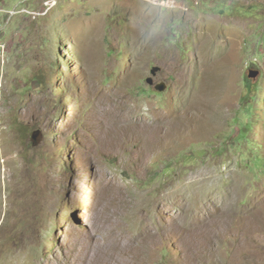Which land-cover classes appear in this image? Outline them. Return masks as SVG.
Wrapping results in <instances>:
<instances>
[{
  "label": "rangeland",
  "instance_id": "rangeland-1",
  "mask_svg": "<svg viewBox=\"0 0 264 264\" xmlns=\"http://www.w3.org/2000/svg\"><path fill=\"white\" fill-rule=\"evenodd\" d=\"M0 36V264H264V0H0Z\"/></svg>",
  "mask_w": 264,
  "mask_h": 264
},
{
  "label": "bare ground",
  "instance_id": "bare-ground-1",
  "mask_svg": "<svg viewBox=\"0 0 264 264\" xmlns=\"http://www.w3.org/2000/svg\"><path fill=\"white\" fill-rule=\"evenodd\" d=\"M133 37V36H132ZM209 185V184H208ZM200 191V190H199ZM200 193V192H199ZM204 195V194H203ZM193 197H191V201L194 203L193 205L195 206V208L199 211V210H201V209H203L204 210V205H207L206 203H204L203 202V199H202V196L200 195V194H198V193H195V194H193L192 195ZM207 212H208V210H207ZM211 213V212H210ZM244 215V214H243ZM195 216H196V218H197V223H201L200 222V218L202 217L203 218V216H201L200 214H195ZM205 217V216H204ZM203 220V219H202ZM92 231H94V230H92ZM91 231V232H92ZM90 232V233H91ZM88 233V232H87ZM87 235H90V234H87ZM197 235V234H196ZM147 236V235H146ZM89 238V237H88ZM91 238V237H90ZM96 239V238H95ZM94 239V240H95ZM89 240V239H88ZM87 240V241H88ZM97 240H99V239H97ZM96 240V241H97ZM86 241V240H85ZM101 241V243H99L98 245H92L93 247L92 248H88L87 250L89 251V252H91V254H93L94 256L93 257H97L98 259L99 258H102L101 256H103L102 255V253H104L105 251H107L108 249H110L109 248V244L108 243H106L105 242V240H100ZM99 241V242H100ZM118 241V240H117ZM89 243H90V241H89ZM113 243V242H112ZM81 244V243H80ZM85 244V243H84ZM86 244H88V243H86ZM92 244V243H91ZM95 244V243H94ZM120 245H121V243H120ZM120 245L118 244V246H117V248L118 247H120ZM122 246V245H121ZM87 247V246H86ZM89 247V246H88ZM83 248H85V247H83ZM83 250V249H82ZM112 252V251H111ZM114 252V251H113ZM112 252V253H113ZM81 253L82 252H79L74 258H73V260L72 261H70V264H85L86 263V260H85V257H84V259L83 258H81ZM75 254V253H74ZM85 254V253H84ZM89 255V254H88ZM110 255H112V254H110L109 253V255L108 256H110ZM114 255V254H113ZM72 256V255H71ZM85 256H87L86 254H85ZM83 257V256H82ZM90 257V256H89ZM93 257H92V259H93ZM111 257V256H110ZM113 257V256H112ZM72 258V257H71ZM116 258V257H115ZM86 259H87V257H86ZM92 259H91V261H92ZM71 260V259H70ZM89 260H90V258H89ZM108 260H110V259H108ZM67 262V261H66ZM90 262V261H89ZM98 262H99V260H98ZM108 262V261H107ZM115 262V261H114ZM93 263H94V261H93ZM95 263H97V259H96V262ZM103 263V262H102ZM65 264V263H64ZM69 264V263H68ZM86 264H88V263H86ZM91 264V263H90ZM98 264V263H97ZM105 264H106V260H105Z\"/></svg>",
  "mask_w": 264,
  "mask_h": 264
},
{
  "label": "water",
  "instance_id": "water-1",
  "mask_svg": "<svg viewBox=\"0 0 264 264\" xmlns=\"http://www.w3.org/2000/svg\"><path fill=\"white\" fill-rule=\"evenodd\" d=\"M160 72V67L158 66H153L151 67L149 73L150 75L146 78V83L149 85V86H152L154 87V89L158 92H162L166 89L167 87V84L163 81H160L158 83H155L154 81V77ZM259 75V72L258 71H255V70H250L249 73H248V77L249 78H256L257 76ZM41 135H42V132L37 129V130H34L31 132L30 134V138H31V143H32V146H36L41 138Z\"/></svg>",
  "mask_w": 264,
  "mask_h": 264
},
{
  "label": "built area",
  "instance_id": "built-area-1",
  "mask_svg": "<svg viewBox=\"0 0 264 264\" xmlns=\"http://www.w3.org/2000/svg\"><path fill=\"white\" fill-rule=\"evenodd\" d=\"M5 48H6V44H5V42H3V40L0 36V57H2L4 55Z\"/></svg>",
  "mask_w": 264,
  "mask_h": 264
}]
</instances>
